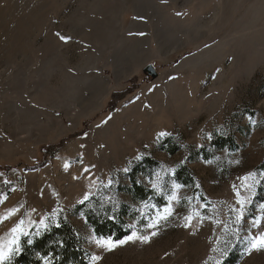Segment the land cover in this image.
Here are the masks:
<instances>
[{
  "label": "rangeland",
  "instance_id": "obj_1",
  "mask_svg": "<svg viewBox=\"0 0 264 264\" xmlns=\"http://www.w3.org/2000/svg\"><path fill=\"white\" fill-rule=\"evenodd\" d=\"M135 77L140 89L106 113ZM229 138L236 147L218 150ZM63 141L40 169L15 167ZM149 158L160 167L139 180L165 193L160 208L118 191ZM2 162L12 168L0 170V240L23 221L22 249L65 220L95 264H264V251H247L264 231L252 227L264 215V0H0ZM85 196L125 203L138 217L132 233L150 239L97 237L76 211ZM241 197L250 202L237 223Z\"/></svg>",
  "mask_w": 264,
  "mask_h": 264
},
{
  "label": "trees",
  "instance_id": "obj_2",
  "mask_svg": "<svg viewBox=\"0 0 264 264\" xmlns=\"http://www.w3.org/2000/svg\"><path fill=\"white\" fill-rule=\"evenodd\" d=\"M177 58L173 65H177ZM148 83V82H146ZM141 84L139 77L130 80L129 86L122 91L114 92L107 103L106 113L115 112L119 104L128 97L134 96ZM83 129L73 135V138L81 137L86 134L89 122H85ZM169 139L165 144H168ZM65 141L58 145H46L39 150V158L35 163H27L19 160L17 166L25 169V171H35L40 169L46 162L57 155ZM218 150L236 147L235 140L232 138L221 139L215 144ZM168 151L176 154L178 148L168 145ZM160 167V163L153 159H143L128 173V185L120 186L119 193H124L133 202L153 203L158 208L166 205V196L164 192L155 191L147 188L140 180V177L148 178L151 172ZM12 168V165L2 162L0 170ZM189 170L186 167L179 169L177 177L183 184H189ZM101 196H96L91 200L81 204L76 211L82 213L86 219L88 227H90L95 235L99 238H112L115 241H121L128 237L133 229L130 223L137 220V215L132 212L128 205L117 201L116 204L109 202L105 205L100 201ZM50 228L41 236L36 237L33 242H24L21 253L15 257L14 264H44L41 257L51 258L53 264H89L90 254L85 248L83 238L79 231L69 222L61 220L58 224Z\"/></svg>",
  "mask_w": 264,
  "mask_h": 264
},
{
  "label": "snow or ice",
  "instance_id": "obj_3",
  "mask_svg": "<svg viewBox=\"0 0 264 264\" xmlns=\"http://www.w3.org/2000/svg\"><path fill=\"white\" fill-rule=\"evenodd\" d=\"M57 35H59V33H57ZM60 39L66 40L67 38L60 36ZM164 135H167V133H161V136ZM85 171H89V170L85 169ZM244 179L247 180L248 177H245ZM154 187L157 191H159L158 185H154ZM237 196L240 197L239 192H237ZM88 199L89 197L85 196L84 200H82L81 203H84V201H87ZM172 199H176V197L173 196ZM249 202L250 200L247 198L241 197L240 199H238L237 203L239 205V208L235 210L237 211V217H236L237 223H239L241 219H243L246 205ZM171 212L172 209L169 207L164 209L163 214L157 213L156 218L151 221L149 227L152 229H156L160 221L166 220L167 217L171 215ZM261 212L264 213V205L261 206ZM185 219L186 221H188V223H186L185 226L190 227V221L193 219V217L188 216ZM262 222H264V215H261L258 219L253 220L252 227L259 228ZM43 226L45 229L48 227L47 224H44ZM30 234H31L30 231L24 227L23 221H20L15 227H13L11 229L8 239L0 240V264H14L15 257L18 256L22 251V237L27 238ZM152 235L155 236L156 232L153 231ZM149 239H150L149 236H139L135 232H133L128 237L127 241H123V240L119 241V244H124L127 243L128 241H136V240L147 242ZM96 244L108 251L113 250L117 246L116 242L110 239H97ZM247 251L249 252V254L252 251H257V252L264 251V231H261L259 234L250 235L248 239ZM41 259L44 261V264H53V260L51 258L41 257ZM99 259L100 257L98 256L91 257L93 264H95V262L98 261ZM217 264H220V261H218Z\"/></svg>",
  "mask_w": 264,
  "mask_h": 264
},
{
  "label": "water",
  "instance_id": "obj_4",
  "mask_svg": "<svg viewBox=\"0 0 264 264\" xmlns=\"http://www.w3.org/2000/svg\"><path fill=\"white\" fill-rule=\"evenodd\" d=\"M144 72L153 80L157 79L159 76V73L153 65L146 67Z\"/></svg>",
  "mask_w": 264,
  "mask_h": 264
}]
</instances>
